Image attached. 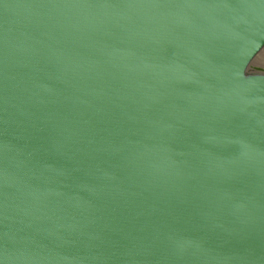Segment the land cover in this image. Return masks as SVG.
<instances>
[{
    "label": "water",
    "instance_id": "1",
    "mask_svg": "<svg viewBox=\"0 0 264 264\" xmlns=\"http://www.w3.org/2000/svg\"><path fill=\"white\" fill-rule=\"evenodd\" d=\"M264 0H0V264H264Z\"/></svg>",
    "mask_w": 264,
    "mask_h": 264
},
{
    "label": "rangeland",
    "instance_id": "2",
    "mask_svg": "<svg viewBox=\"0 0 264 264\" xmlns=\"http://www.w3.org/2000/svg\"><path fill=\"white\" fill-rule=\"evenodd\" d=\"M258 62L261 64H264V51L262 52V54L259 56L258 58Z\"/></svg>",
    "mask_w": 264,
    "mask_h": 264
}]
</instances>
